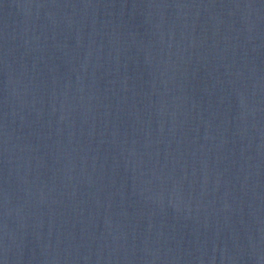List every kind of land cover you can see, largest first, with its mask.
Listing matches in <instances>:
<instances>
[{
  "label": "water",
  "instance_id": "obj_1",
  "mask_svg": "<svg viewBox=\"0 0 264 264\" xmlns=\"http://www.w3.org/2000/svg\"><path fill=\"white\" fill-rule=\"evenodd\" d=\"M0 264H264V0H0Z\"/></svg>",
  "mask_w": 264,
  "mask_h": 264
}]
</instances>
